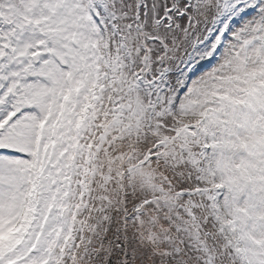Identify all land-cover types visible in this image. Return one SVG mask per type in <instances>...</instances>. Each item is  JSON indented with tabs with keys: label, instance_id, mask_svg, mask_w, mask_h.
Here are the masks:
<instances>
[{
	"label": "snow or ice",
	"instance_id": "obj_1",
	"mask_svg": "<svg viewBox=\"0 0 264 264\" xmlns=\"http://www.w3.org/2000/svg\"><path fill=\"white\" fill-rule=\"evenodd\" d=\"M0 264H264V0H0Z\"/></svg>",
	"mask_w": 264,
	"mask_h": 264
}]
</instances>
